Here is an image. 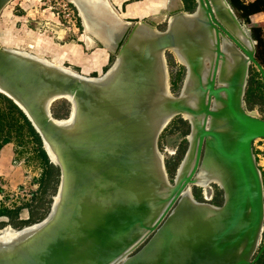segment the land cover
Masks as SVG:
<instances>
[{
    "label": "water",
    "instance_id": "water-1",
    "mask_svg": "<svg viewBox=\"0 0 264 264\" xmlns=\"http://www.w3.org/2000/svg\"><path fill=\"white\" fill-rule=\"evenodd\" d=\"M9 1L0 0V13ZM68 1L94 43V31L100 29L93 16L103 0ZM194 1L193 13H172V26L167 21L159 35L140 28L155 29L150 21L119 24L108 35L104 46L115 56L114 63L121 60L120 70H141L146 81L135 97L122 93L132 89L118 88L117 81L97 86L78 73L0 46V84L7 89L2 95L23 112L60 172L55 195L60 202L55 207L53 198L48 215L33 225L43 224L38 230L0 241V264L257 262L264 250L263 244L255 255L264 229V191L252 145L264 140V120L245 110L244 96L249 67L256 68L263 85L264 70L255 59L250 30L226 0ZM190 27L205 43L191 38ZM49 28L61 35L58 28ZM168 51L182 60L185 79L177 97L170 93L172 99H156L153 56ZM143 55L153 58L144 64ZM230 60L234 64L228 68ZM71 99L76 103L73 123L61 126L51 105L58 100L71 105ZM163 109L168 122L156 131ZM177 117L188 122L190 138L171 185L157 141ZM208 158L221 170L223 185L217 187L223 201L205 208L209 204L193 196L187 200L196 213L206 210L210 221L207 233H195L185 229L187 210L177 216L174 211L181 196L198 187L197 174ZM162 185L169 190L163 191Z\"/></svg>",
    "mask_w": 264,
    "mask_h": 264
},
{
    "label": "rangeland",
    "instance_id": "rangeland-1",
    "mask_svg": "<svg viewBox=\"0 0 264 264\" xmlns=\"http://www.w3.org/2000/svg\"><path fill=\"white\" fill-rule=\"evenodd\" d=\"M242 1L251 2L253 0ZM77 19H79L77 12L68 0H11L6 4V6H4L3 10L0 13V46H2V49L5 50L30 54L33 57H38L40 59L42 58L51 62V55H54L55 52L53 50H55L56 45H64L72 42L78 43L83 30L81 31L78 28L80 19L79 22ZM167 21L168 20L161 24H156L154 22V24L152 23V26L156 30L162 32L166 29ZM251 21L252 26L262 27L264 32V17L262 15L253 17ZM49 26L58 28L61 31V35L55 34V32L52 31ZM245 26L250 30L251 26ZM47 42L49 44L44 46V44H47ZM37 45L39 47H37ZM49 46L50 49H42L48 48ZM86 50L89 51L90 48L88 47ZM164 57V68L166 71L165 77L168 83V92L170 91L169 93H166H168L169 96L172 95L173 97H177L180 93L183 81L185 79V69L175 59V56L171 51L166 52ZM114 60L115 56L112 54V56L110 57V63L105 69L106 71H108L112 67V65H114ZM119 61L121 62V60ZM63 67L71 69L68 64L64 65ZM250 76H254L255 79L258 80L257 70L252 65L249 67L248 71V78ZM95 78H97V75H95ZM95 78H93V75H91L89 79ZM63 101L65 100H58L54 102L51 105L50 109L51 114L58 112V114L63 115L67 111L66 118L62 119L61 121L69 119L71 113V105L67 101H65L67 102V105H62ZM245 110L248 111L246 105ZM248 112H252L256 116L264 120V113L259 107ZM174 119L162 131L157 141L158 158L162 157L164 163L169 158L174 157L175 153L184 146V140L186 141V146L188 147V142L186 139L187 137L181 136V126H179L177 122H174ZM15 153H17V156H15V160H17L16 164L18 165V167L14 169L13 179L14 181L17 180L18 183L13 182L11 185H9L7 184V181L0 182V204L1 206L10 209L15 206L31 204V197L33 194H35V192H37L36 181L39 179L41 174L39 161L33 154L32 143H28L24 147H19L17 151H15ZM253 154L255 157L256 165L262 177L264 191V148L263 152L254 150ZM159 169L160 172H163L161 165ZM168 182L172 185L173 180L168 177ZM168 182H166V184L170 187V184ZM207 186L208 187L206 191L208 195H206L205 193V188L200 187H191V193L196 200L194 196V189H198L199 195L197 191V196L203 199V203H207L211 207H214V198L217 192H219L220 190L217 185H214L213 183H209ZM162 190L164 191L169 189L168 187L162 185ZM53 198L55 200L56 197H52V202ZM20 219H27L26 210H23L21 212ZM6 230L9 232H17L12 230L10 227H6L0 230V235ZM263 244L264 229L255 255ZM134 253L135 252H133L129 256H132Z\"/></svg>",
    "mask_w": 264,
    "mask_h": 264
},
{
    "label": "trees",
    "instance_id": "trees-1",
    "mask_svg": "<svg viewBox=\"0 0 264 264\" xmlns=\"http://www.w3.org/2000/svg\"><path fill=\"white\" fill-rule=\"evenodd\" d=\"M226 1L232 8L237 19L242 24L251 26V37L256 43L255 59L264 70V32L262 28L259 26H252L251 23V19L257 14H264V0H253L251 2H244L242 0ZM182 3L185 12H194L196 6L194 0H182ZM77 20L79 22V19ZM78 28L81 29L79 23ZM104 72H106V70ZM257 77L258 80H256L254 76L248 78L244 102L248 111H252L259 107L264 113V85L258 72ZM93 78H95V75H93ZM62 105H67V102L63 101ZM52 116L56 120H62L66 118L67 111L63 115L56 112L53 113ZM174 122H177V124L181 126V136L187 137L190 133L188 122L180 117L175 118ZM10 143L15 146V151H17L19 147H24L28 143H32L33 154L39 161L41 169L40 177L36 181L37 192L32 195L31 204L15 206L11 209L3 207L0 204V230L10 227L14 231H20L25 227L38 224L48 215L52 204V197L56 195L59 185L60 172L58 167L50 162L43 149V144L39 135L23 112L11 100L0 94V149L4 145ZM183 143L184 146L175 153L174 157L169 158L165 162V169L171 180L174 179L176 170L187 151L186 141L184 140ZM197 191L199 195V190L195 188L194 196L196 201L203 203V199L197 196ZM222 201V192L219 191L214 198L213 204L219 207L222 205ZM23 210L27 212V219L25 220L20 219ZM255 264H264V250Z\"/></svg>",
    "mask_w": 264,
    "mask_h": 264
},
{
    "label": "crops",
    "instance_id": "crops-1",
    "mask_svg": "<svg viewBox=\"0 0 264 264\" xmlns=\"http://www.w3.org/2000/svg\"><path fill=\"white\" fill-rule=\"evenodd\" d=\"M101 3L98 14L92 15L96 21V27L100 29L94 31L97 36L96 41L93 37L94 43L90 40V34L84 32L80 21V30L83 31L78 43L56 45L55 50H53L55 53L51 55L52 63L61 67L68 64L71 68L70 71L85 78H90L91 75L102 76L106 73L103 72L109 65L112 56L104 44L108 41V35L112 36V33L118 30L116 25L143 21L161 24L168 20L172 13L184 10L181 0H103ZM260 15L264 17V14H257L256 16ZM48 44L47 42L44 46ZM37 47L39 46L37 45ZM88 47L90 48L89 51L86 50ZM42 49H50V46ZM15 149L11 143L0 149V182L7 181L9 185L13 182L18 183L17 180L14 181L13 179L14 169L18 167L15 162Z\"/></svg>",
    "mask_w": 264,
    "mask_h": 264
},
{
    "label": "bare ground",
    "instance_id": "bare-ground-1",
    "mask_svg": "<svg viewBox=\"0 0 264 264\" xmlns=\"http://www.w3.org/2000/svg\"><path fill=\"white\" fill-rule=\"evenodd\" d=\"M184 16L188 19L191 18V19L195 20L194 15L184 13ZM173 22H174V19L170 18L169 25L172 26ZM140 28L149 31L150 33L154 32L158 35L161 33V32L156 31L155 29L149 28L148 26H145V25L141 26ZM189 33H191L190 36L193 40L198 41L199 36H198V34H196V32L194 31L193 28H191V31ZM199 38H200V41L202 43H205L204 39L202 40V37H199ZM241 39L243 42L246 43V40L244 38H241ZM138 46H135V48L139 49ZM7 51H10V50H7ZM10 52H13V51H10ZM14 52H15V54H19L22 56H27V55H28V57L31 56L30 54H26V53H18V52L16 53V51H14ZM171 52L173 53V51H171ZM173 54L175 56V59L179 62V64H183L182 60H180V58H178L175 53H173ZM153 57H156V59L158 61V62L155 61L156 67H157L156 78H155V82L157 84L155 86V91L158 94V97L156 99H161V98L172 99V97L169 96L168 93H166V92H168V87H167V80L165 77L166 71L164 68L163 53L158 52V54L156 56H153ZM153 57L149 56V55H143V56H141V60H144L143 62L145 64V62H149L150 59H152ZM35 58H37L38 60H41L43 62H48L50 64L56 65V63L49 62L45 59H42V58L40 59L38 57H35ZM155 62L152 63L154 69H156L155 68ZM129 63L134 65V64H137V61L133 62L131 60ZM232 64H234V62L233 61L231 62V60H230L228 68H230V66H233ZM120 66H121V62L118 60L117 62L114 63V65H112V67L108 70V73L106 75L104 74V75L99 76L95 79H89L88 78L89 79L88 81L94 85H97V86L98 85H101V86L109 85V84H111L112 81H113V83H115V81H117V83L119 84L118 88L122 89V88L126 87V88L132 89L131 91H127V92H124L122 90V93H126V94L129 93L135 97L137 95L136 92L139 91V89L142 87L141 84L142 83L144 84L146 82V81H144V79L141 78V75H142L141 70L139 72H133L132 70H128V69L120 70L119 69ZM58 67L61 68V70L66 72V73L76 75L74 72L70 71L69 69H66V68L61 67V66H58ZM147 70L151 71V69H149V68ZM117 72H118V74H116ZM6 91H7V89L0 84V94H4V92H6ZM186 94H187V90H185L183 92L182 96L186 95ZM66 97L69 98V96H66ZM70 103H71L70 118L65 120V121L56 120V121H58V124H60L61 126H65V125L73 123L74 116L76 114V108H75L76 103L73 99L70 100ZM125 105H124V107H125ZM118 106H120V105H118ZM111 107H112V105L108 106L109 109ZM127 107H128V105H126V108ZM115 108H117V107L115 106ZM159 108H160V104H159ZM186 120H188L187 117H186ZM167 122H168L167 115L164 113V109H163V111L158 116V120H157V124H156V131H159L161 128H163V126ZM46 149L48 150L47 147H46ZM48 152H49V155H51V157H52L51 152L49 150H48ZM52 159L54 162H56L53 157H52ZM116 161H117V159H116ZM219 171H221V170L217 167V165L215 164V161L211 160V158L206 159L203 166L201 167V169L199 170V172L197 174L195 186H198L200 188H205L206 195H208L206 190L208 187L207 185L209 183H214L215 185H217L220 188L223 185V182H222L223 180H221V173ZM191 197H192V195H191V193H189V191H186L181 196L182 200L179 202L178 207L174 211L175 216L179 215L181 212H183L186 209L188 212V217H187V220L185 222V229H187V231L190 230V231L195 232V233L204 232V230L208 227V224L210 222L209 217L204 215L206 210H204L202 215H200V214L196 213L195 210H193L189 204H187L188 203L187 200L191 199ZM59 202H60V197L58 196L54 200V206L56 207ZM186 205H187V207H186ZM204 206H205V208H211L210 205L208 206L205 204ZM160 211L158 212V214L160 213ZM157 216L155 217V219L157 218ZM155 219L152 221V223L155 221ZM42 225H35V226L30 227V228L28 227L27 229H24V231H22V232L17 231L18 233L17 232H9L6 230V231L1 233L0 241L6 242V241H9L11 239L18 238L25 233H28V232L30 233V232H33L34 230H38L39 228L42 227ZM204 233H207V232H204ZM142 234H143V232H142ZM259 242H260V239H258V241H257L256 249L259 245ZM117 261L118 260L112 261V263H110V264H117Z\"/></svg>",
    "mask_w": 264,
    "mask_h": 264
},
{
    "label": "built area",
    "instance_id": "built-area-1",
    "mask_svg": "<svg viewBox=\"0 0 264 264\" xmlns=\"http://www.w3.org/2000/svg\"><path fill=\"white\" fill-rule=\"evenodd\" d=\"M252 147H253V151L255 150V151L263 152L264 140L259 139V140L254 141ZM0 201H1V197H0Z\"/></svg>",
    "mask_w": 264,
    "mask_h": 264
},
{
    "label": "flooded vegetation",
    "instance_id": "flooded-vegetation-1",
    "mask_svg": "<svg viewBox=\"0 0 264 264\" xmlns=\"http://www.w3.org/2000/svg\"><path fill=\"white\" fill-rule=\"evenodd\" d=\"M225 44H227V46H230L229 45V43H225ZM226 51H228L227 49H226ZM229 57H230V54H229ZM231 58V57H230ZM233 65V64H232ZM209 159V158H208ZM212 160V159H211ZM214 161V160H213ZM214 184V183H213Z\"/></svg>",
    "mask_w": 264,
    "mask_h": 264
}]
</instances>
